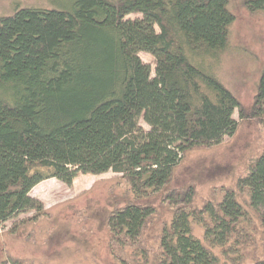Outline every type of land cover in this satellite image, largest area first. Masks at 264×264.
<instances>
[{
	"label": "trees",
	"instance_id": "trees-1",
	"mask_svg": "<svg viewBox=\"0 0 264 264\" xmlns=\"http://www.w3.org/2000/svg\"><path fill=\"white\" fill-rule=\"evenodd\" d=\"M244 4L264 13V0ZM234 22L228 0H71L0 18V229L43 210L30 195L42 182L113 171L135 201L108 218L120 250L141 249L156 215L148 200L162 194L173 215L153 264H221L213 248L237 264L249 209L263 230L254 264H264V152L219 203L194 208V187L168 189L189 152L236 134L237 111L264 127V70L247 110L205 66L226 51Z\"/></svg>",
	"mask_w": 264,
	"mask_h": 264
},
{
	"label": "rangeland",
	"instance_id": "rangeland-1",
	"mask_svg": "<svg viewBox=\"0 0 264 264\" xmlns=\"http://www.w3.org/2000/svg\"><path fill=\"white\" fill-rule=\"evenodd\" d=\"M70 1L0 0V18L22 8L66 9ZM228 2L235 17L228 47L218 62L207 59L205 66L213 68L217 78L249 110L264 70V13H250L244 0ZM140 17L130 15L128 19ZM140 58L152 67L154 77V58L144 53ZM233 118L239 124L234 136L225 137L220 145L189 152L174 170L168 189L194 187V208L221 202L224 192L235 190L238 180L264 152V127L253 120H241L238 111ZM139 124L145 131L150 130L143 119ZM30 195L40 200L44 208L17 214L2 226L0 264H153L162 229L173 215L163 203L162 194L149 199L156 215L144 232L141 249L122 251L113 244L108 227L112 212L135 202L122 175L113 171L101 176L79 174L71 186L47 180ZM239 201L246 203L243 197ZM249 215L245 225L247 243L237 264H254L262 256L263 230L257 214L249 209ZM193 234L204 242L202 227L194 224ZM211 250L221 264H233L220 248Z\"/></svg>",
	"mask_w": 264,
	"mask_h": 264
}]
</instances>
